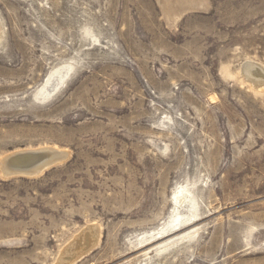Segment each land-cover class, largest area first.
Returning <instances> with one entry per match:
<instances>
[{"label":"rangeland","instance_id":"rangeland-1","mask_svg":"<svg viewBox=\"0 0 264 264\" xmlns=\"http://www.w3.org/2000/svg\"><path fill=\"white\" fill-rule=\"evenodd\" d=\"M252 64L264 0H0V162L69 153L0 166V264H264Z\"/></svg>","mask_w":264,"mask_h":264},{"label":"bare ground","instance_id":"bare-ground-1","mask_svg":"<svg viewBox=\"0 0 264 264\" xmlns=\"http://www.w3.org/2000/svg\"><path fill=\"white\" fill-rule=\"evenodd\" d=\"M178 2H179V0H178ZM163 4H164V2H163ZM190 5H192V4H190ZM185 7H187V6H185ZM164 8H166V7H164ZM196 8L194 7V9H196ZM167 9H168V7H167ZM191 9H193V8H191ZM242 74L245 78H247L248 80H250L253 83L256 90L262 91V89H264V68L263 67H260V66L254 65V64L248 65V66L246 65ZM68 157H69V153L65 150H61V149L54 148V147H45V148H40L37 150H23V151L15 153V154H12V155L6 157L5 159L1 160L0 166H1L2 172L5 176H9V175L14 174V173L38 175L41 172H43L45 169L65 161ZM33 159L36 160L37 163H35L33 161ZM184 194H185L184 190H181L180 195H181V198H183V203H184V201L187 202V199L189 198V196H188V197H186V199H184V196H183ZM179 200H180V198L178 197L176 199V201L179 203ZM194 214H195V212L193 211L192 217L194 216ZM191 221L192 220H190V219H186V221H184V224H187ZM84 237H85V235H82L79 238L81 240L80 244H79L78 240L76 242H74V247H73L74 250L77 251L79 246L82 247L80 249L79 253L86 251L87 246L89 244H91V243L87 244L86 242H84ZM157 237H156V239H158Z\"/></svg>","mask_w":264,"mask_h":264},{"label":"water","instance_id":"water-1","mask_svg":"<svg viewBox=\"0 0 264 264\" xmlns=\"http://www.w3.org/2000/svg\"><path fill=\"white\" fill-rule=\"evenodd\" d=\"M33 161H34L35 163H37V161H36V160H34V159H33Z\"/></svg>","mask_w":264,"mask_h":264}]
</instances>
